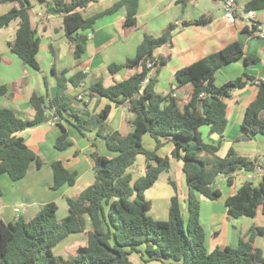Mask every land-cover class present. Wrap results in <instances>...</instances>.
I'll use <instances>...</instances> for the list:
<instances>
[{"label":"trees","instance_id":"1","mask_svg":"<svg viewBox=\"0 0 264 264\" xmlns=\"http://www.w3.org/2000/svg\"><path fill=\"white\" fill-rule=\"evenodd\" d=\"M48 10L62 16L66 38L73 45L75 59L85 52L86 36L83 32L91 29L100 18L115 13L120 7L126 10L123 28L136 25L139 0H120L105 11L89 18H83L79 10L100 0H36ZM191 0H176L185 6ZM11 3V9L0 16V28L18 20L14 41L10 51L25 66L39 70L37 53L40 38L30 23L31 0H0V4ZM247 10L264 9V0H251L245 5ZM198 19L192 24H204ZM186 25V24H185ZM175 26L169 25L159 37L145 35L133 58L122 65H110L108 70L115 73L122 68H140L141 71L110 87L101 83L91 85L87 97L106 98L115 106H126L133 114L132 132L122 136L118 132L106 131V120L111 107L106 106L97 114L75 110L70 105L67 94L69 86L78 87L84 80L82 73L67 77L65 73H54L56 96L32 94L30 104L34 110L32 119H20L9 109H0V176L7 175L13 182L25 177L31 163L37 168L41 161L31 151L19 133L44 122L50 116L57 117L55 125L60 134L54 143L55 150L63 152L68 142L66 123L71 124L81 135L96 131L107 150L114 154L105 157L92 152L94 182L85 188L77 198L66 199L68 214L57 220V206L46 204L33 218L19 217L13 223L0 219V264H133L129 256L141 253L144 261H173L180 264H264V255L253 246L254 235L264 237V229H252L245 240H240L235 248H216L207 252L205 233L199 221V202L192 198V192L207 200H215L220 192L213 188L219 176L229 185L234 174L249 171L254 163L229 149L224 157L218 156L217 145L203 140L200 128L208 127L209 134L221 139L226 128L225 98L234 90L242 89L252 78L242 75L221 86L215 84V73L226 64L243 60L245 65L256 64L253 56H244L238 43L208 55L175 74L179 85L192 84L189 101L180 107L172 94L160 95L155 92L156 76L148 77L152 68L165 65V59H155L153 52L164 45H170ZM250 31L252 28L249 27ZM152 68H147V63ZM1 63V57H0ZM54 72V71H53ZM144 84V85H143ZM257 96L247 107L241 128L252 135H264V82L257 85ZM141 91V94L139 93ZM6 89L0 86V94ZM144 134L156 141V149L162 141L173 144L171 157L181 161L190 196L187 201V220L184 221L177 195L170 200L168 218L153 220L147 215L150 202L144 192L151 188L160 174L168 172L169 158L159 157L154 151H147L142 144ZM146 162V173L134 178L130 169L137 156ZM53 183L51 190L75 184V173L69 172L60 162L51 164ZM169 183L176 191L175 184ZM2 195L0 188V197ZM264 205L263 185L244 182L236 193L226 200L230 217H254L257 208ZM89 225V229H87ZM84 233L86 243L65 257L56 256L53 249L67 236ZM143 247L144 251H140ZM171 264V263H170Z\"/></svg>","mask_w":264,"mask_h":264},{"label":"crops","instance_id":"2","mask_svg":"<svg viewBox=\"0 0 264 264\" xmlns=\"http://www.w3.org/2000/svg\"><path fill=\"white\" fill-rule=\"evenodd\" d=\"M119 1L100 0L79 12L83 18H89ZM175 1L139 0L136 25L129 29L123 28L126 16L124 7L98 19L91 29L83 32L87 38L85 52L77 60L73 55V45L64 34L62 16L56 12L52 14V10H48L45 5L31 0L30 23L40 38L37 53L39 70L25 66L10 51L9 44L15 39L19 21L13 20L6 27L0 28V86L6 89L5 94H0V109H9L20 119H32L34 116L30 104L32 94L45 96L46 99H53L56 96L54 73H65L67 77L82 73L85 76L83 82L78 87L69 86L67 89L71 99L70 105L75 110H84L93 115L110 106L106 131L127 136L132 132L133 114L126 106H115L106 98L89 99L88 88L95 83H101L107 88L139 73L140 68H122L110 73L108 67L122 65L127 59L133 58L145 35L159 37L169 25H174L170 45H164L153 52L155 59H165L166 63L159 67L157 73L156 68H152L148 77L156 76L154 89L157 94H172L180 107L189 101L192 84L179 85L176 82L175 74L179 70L232 43L239 44L245 57L258 58L256 64L248 65H245L243 60L233 61L215 73L217 86L242 75H248L252 80L247 81L242 89L232 91L230 96L225 98L227 124L222 139L215 134L210 135L208 127H202L199 131L207 143L217 145L221 140L217 153L219 157H224L227 151L232 149L239 156L264 168V135H252L241 128L245 111L257 96V85L260 81L264 82V41L257 39L249 26L240 21H236L233 25L228 24L224 19L223 0H191L185 6L176 4ZM235 1L245 6L251 0ZM34 3L38 5L36 13L33 12ZM11 7V3L0 4V16L6 14ZM256 16L258 21L264 24V9L256 11ZM198 19L205 20L204 24H192ZM219 74L222 75L218 79ZM223 74L224 77H221ZM78 97H81V100H78ZM64 125L71 146L63 152L54 148L60 130L51 120L18 134L40 159L41 167L37 168L34 162L31 163L25 177L15 182L7 175L0 176L2 192L0 219L4 223L15 221L14 209L17 207L20 209L19 217L28 221L48 203L57 206L56 216L60 214V220L63 219L68 214L66 199L77 198L80 192L94 182L90 154L95 151L101 156H114L107 150L105 143L96 136L95 130L81 135L71 124ZM142 144L147 151H154L161 158L168 157L170 163V168L165 173L169 175L167 180L162 179L163 173L160 174L155 184L144 192L145 199L150 202L147 213L153 220H166L170 200L177 195L182 217L186 221L190 191L182 172L183 163L171 157L172 142L162 141V146L156 149V141L149 134H144ZM53 162H60L66 170L75 173L73 186L65 185L59 190H51ZM140 173L145 175L146 162L145 166L140 168ZM239 175V173L234 174L232 185H229L222 176L217 178L213 188L219 190L220 195L215 200H207L199 194L195 196L192 193V198L199 202V221L205 233L207 252H212L216 248H235L240 240L248 238L252 229H264V205L257 208L254 217L232 218L228 214L226 200L238 190L235 178ZM4 176L6 178H3ZM169 180L175 184L176 191ZM81 182L84 185L87 183L85 188L74 198L68 197L69 193L81 185ZM89 228L87 225L86 230ZM66 238L70 239L64 246L65 255L86 243L84 233L72 234ZM252 240L254 248L259 249L264 255V237L254 235ZM140 251H143V247ZM129 259L133 264H163L159 261H144L141 253H132ZM164 263L180 264L173 261Z\"/></svg>","mask_w":264,"mask_h":264},{"label":"built area","instance_id":"3","mask_svg":"<svg viewBox=\"0 0 264 264\" xmlns=\"http://www.w3.org/2000/svg\"><path fill=\"white\" fill-rule=\"evenodd\" d=\"M45 1L50 2L51 0ZM223 1L224 19L228 24L233 25L236 21H240L252 28V32L257 39L264 41V24L258 21L255 11L247 10L244 5L237 3L235 0ZM146 67L151 69L152 63H147ZM139 93L141 94V91ZM78 100H81V97H78ZM50 120L55 123L58 119L57 117H50ZM237 173L243 175L248 182H259V184L263 185L264 190V168L261 165L255 164L251 170L239 171ZM19 211L20 209L18 207L14 209V213L16 214L15 220L19 218Z\"/></svg>","mask_w":264,"mask_h":264},{"label":"rangeland","instance_id":"4","mask_svg":"<svg viewBox=\"0 0 264 264\" xmlns=\"http://www.w3.org/2000/svg\"><path fill=\"white\" fill-rule=\"evenodd\" d=\"M38 11V5L34 3V6H33V12L36 13ZM220 75L222 74H219L217 77L219 79ZM221 77H224V74L223 76ZM145 166V158L144 156L142 155H139L137 156L136 158V162L135 164L133 165V167L130 169L131 172H133V176L134 178H138L140 176V168L144 167ZM166 173V172H165ZM163 173V176H162V179L163 180H167L168 178V174H165ZM3 178H6V176H4ZM95 179V177H94ZM93 179V180H94ZM236 180V188L239 189L241 184L244 183L246 181V179L240 174L238 177L235 178ZM221 183V182H220ZM254 185H257V182H252ZM87 184V183H86ZM86 184L84 185L83 182H81V185L77 186L71 193H69L68 197L70 198H74L81 190H83L86 186ZM193 193V192H192ZM195 196L197 195L196 193H193ZM147 215L149 216V214L147 213ZM150 217V216H149ZM57 220H60V214H58V216H56ZM70 238H66L65 240H63L57 247H55L53 249V253L56 255V256H62V257H65V249H64V246L67 244V242L69 241ZM144 251V249H143Z\"/></svg>","mask_w":264,"mask_h":264},{"label":"water","instance_id":"5","mask_svg":"<svg viewBox=\"0 0 264 264\" xmlns=\"http://www.w3.org/2000/svg\"><path fill=\"white\" fill-rule=\"evenodd\" d=\"M51 12H52V14H55V11L52 10ZM49 120H50V116H48L44 121L47 122Z\"/></svg>","mask_w":264,"mask_h":264}]
</instances>
